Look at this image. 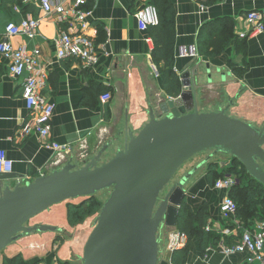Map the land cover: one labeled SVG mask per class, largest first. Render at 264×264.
Returning <instances> with one entry per match:
<instances>
[{
    "label": "crops",
    "instance_id": "1",
    "mask_svg": "<svg viewBox=\"0 0 264 264\" xmlns=\"http://www.w3.org/2000/svg\"><path fill=\"white\" fill-rule=\"evenodd\" d=\"M58 1L71 4L68 0ZM150 1L85 0V6L92 9L88 19L90 33L98 41L99 50L97 64L88 66L77 59L58 58L56 38L62 29L74 31L69 22H59L56 15L46 16L39 0H1L2 28L11 21L21 23L23 19H41L35 39L21 35L14 37L13 43L16 46L25 43L30 50L41 49V63L47 71L43 93L56 105L52 131L47 139L34 132L22 137L21 128L31 115L22 96L23 79L10 76L7 64L0 56V149L5 150L13 161L15 176L4 180L3 187L14 188L19 183L60 170L69 163L85 164L103 147L109 148L110 138L117 128L126 133L128 126L138 134L150 121V108L154 109L157 118L163 117L161 105L187 92L186 86L191 84L190 73L196 71L197 99L202 112L219 111L222 90L234 88L229 93L246 99H243L239 113L230 115L258 127L264 126V32L246 39L239 36L250 29L244 19L245 13L264 9V0H170L174 6L177 33L175 71L183 88L176 98L167 95L164 89L159 72L163 63L154 60L155 42L149 29L141 30L135 17L137 8ZM200 35H203V41L213 37L219 48L217 55L200 54ZM227 37L228 42L224 43ZM190 46L196 47L198 55L180 56V49ZM213 50H216L214 46L210 51ZM235 69L242 71V77ZM214 88L220 90L210 91ZM106 93L112 97L103 103L102 96ZM255 105L258 109H253ZM233 108L232 101L230 110ZM51 141L67 144L69 150H54L47 146ZM89 152L94 154L87 157ZM195 176L186 184L185 200L191 207L196 225L204 223L206 230L219 238L216 245L210 244L206 248L198 235L190 238L186 264H256L247 260V253L226 255L218 245L230 244V238L235 241L243 231L253 230L258 219H253L249 225L240 218L236 223L226 221L220 211L226 190L210 186L207 168L201 177ZM227 229L231 230L230 234L226 233ZM41 240L44 248V238ZM35 241L31 244L40 247ZM159 243L158 264H173L169 238L160 237ZM60 244L54 241L52 251L47 254L32 249L33 252L27 254L29 262L42 261L40 264H43L52 258L60 259L56 253Z\"/></svg>",
    "mask_w": 264,
    "mask_h": 264
},
{
    "label": "water",
    "instance_id": "2",
    "mask_svg": "<svg viewBox=\"0 0 264 264\" xmlns=\"http://www.w3.org/2000/svg\"><path fill=\"white\" fill-rule=\"evenodd\" d=\"M196 73H190L187 92L161 105L163 117L150 108V121L138 134L127 126L124 149L109 161L101 162L105 146L83 166L69 163L14 188L3 187L4 180L15 178L13 173L0 174V253L26 234L60 231L47 224L28 225L53 205L112 188L85 244L84 264H158L159 230L178 226L186 184L204 162L160 196L192 157L208 150L230 154L264 185V126L230 116L232 102L202 112Z\"/></svg>",
    "mask_w": 264,
    "mask_h": 264
},
{
    "label": "built area",
    "instance_id": "3",
    "mask_svg": "<svg viewBox=\"0 0 264 264\" xmlns=\"http://www.w3.org/2000/svg\"><path fill=\"white\" fill-rule=\"evenodd\" d=\"M70 6L58 0H39L42 10L46 16L56 15L59 22L67 21L73 26L74 31L60 30L56 38L57 55L59 59L73 58L84 62L88 66H94L99 60V50L96 39L91 35V25L89 17L92 9L86 10L85 0H68ZM1 2V0H0ZM138 27L141 30L158 25L159 11L156 5L145 3L137 8L135 12ZM245 21L250 25L247 32H242L239 36L243 39L252 38L264 32V9L253 10L245 13ZM41 19H23L21 23L11 21L3 28L0 14V56L7 64L9 75L14 78L23 79V98L31 115L21 128L22 137L34 132L41 138L47 139L52 131V120L56 105L43 93V87L47 76V71L41 63V49L36 47L30 50L27 44L14 45L13 38L25 36L30 40L36 38ZM198 51L196 47H182L180 56L196 57ZM111 94L102 96V102L107 103L111 99ZM48 147L57 151H68L69 145L60 144L55 141L47 143ZM13 161L8 153L0 149V174L11 173L13 171ZM237 177L227 174L224 178L216 182V187L226 190L227 195L222 199L220 211L226 220H233L236 223V213L238 206L236 201L229 195L232 187L236 185ZM208 230L209 227H207ZM227 229L226 233L230 234ZM189 236L186 232L177 227L171 229L169 234V249L174 252L187 247ZM226 255L236 253H247V260L250 263L264 264V219L258 220L253 230H245L242 235L232 244L220 243L218 245ZM43 264H64L58 258H52Z\"/></svg>",
    "mask_w": 264,
    "mask_h": 264
},
{
    "label": "trees",
    "instance_id": "4",
    "mask_svg": "<svg viewBox=\"0 0 264 264\" xmlns=\"http://www.w3.org/2000/svg\"><path fill=\"white\" fill-rule=\"evenodd\" d=\"M150 3L157 6L159 11V23L156 26L149 28V33L154 39L155 48L153 51L154 60L159 63H163V66H159V72L164 81V89L167 95L171 97H178L182 93L181 80L175 71V49H176V26H175V12L173 3L170 0H151ZM86 10L91 9L90 6H84ZM213 38V37H212ZM210 41H203V35H200L199 52L202 55L215 56L219 50L217 44ZM228 37L224 41L227 43ZM98 43V41H96ZM214 46L213 51L210 49ZM218 48V49H217ZM239 77H242V71L239 69L234 70ZM233 165L230 166V170L233 171L237 180L240 181L239 185L236 183L229 193V195L236 201L238 210L236 213V219L240 218L246 225H249L253 219H264V185L253 179L247 172L245 167L238 159L233 158ZM240 166V167H238ZM234 168V170H233ZM221 170L218 169L217 164L212 162L207 169V176L210 186H215L219 178H215L220 174ZM242 194L244 192V200L241 202V195L238 189H241ZM241 205H239V203ZM102 208L101 203L96 198V195L87 197L81 202H69L68 204V226L70 228L76 227L80 222L86 219L88 216L96 215ZM232 222L233 220H229ZM250 221V222H249ZM253 224V223H252ZM177 228L188 234L189 240L194 235H198L203 248L208 247L210 244L216 245L217 236L211 234L206 230V225L197 224L194 220V215L190 205L184 200L178 218ZM241 235V234H240ZM229 239V238H228ZM235 240V239H234ZM232 241V242H231ZM237 241L229 239V243L232 244ZM190 242V241H189ZM189 243L187 247L183 249L175 250L172 253L173 264H186L188 258ZM42 261L29 262V258L22 252L17 251L12 255L5 254L3 256V264H40ZM65 264V263H64ZM67 264V263H66Z\"/></svg>",
    "mask_w": 264,
    "mask_h": 264
},
{
    "label": "rangeland",
    "instance_id": "5",
    "mask_svg": "<svg viewBox=\"0 0 264 264\" xmlns=\"http://www.w3.org/2000/svg\"><path fill=\"white\" fill-rule=\"evenodd\" d=\"M211 80H212V75H211ZM224 88H226V87H224ZM221 89H223V88H221ZM213 90L218 91L220 89L214 88L210 91H213ZM231 90H234V88H230V89L226 88L225 90H222L223 92L221 94V98L219 97L220 98V102H219L220 105L218 107H221V109L225 108L227 105H229V101L232 99L233 105L235 106V108H233L231 111L230 110L231 107H230L228 113H229V115L233 114V116H234L235 114L239 113L238 111L241 109L243 99H246V97L245 96H239V95L234 96L233 93H229V91H231ZM237 90L238 89L236 88L235 91H237ZM230 94H232V95H230ZM253 109H258V107L255 105L253 107ZM139 131L140 130L138 129L137 132H139ZM110 140L111 141H110L109 148L103 154V158L101 161L102 163L107 162L112 157H114L118 150L124 149V147H125V130L117 128V130L112 135ZM93 154H94V152H89L87 157H91ZM203 161H204V163H203ZM210 161H213L214 163H216L218 169L221 170L220 174L216 175L215 178L221 179V178H224L227 174L234 175V173H232L233 171L230 170V168H231L230 166H232V167L235 166V165H233V163H234L233 157L230 154L221 153V152L215 153L212 150L201 152V153L195 155L194 157H192L189 161H187L182 166V168L179 170V172L174 177L173 181L166 187V189L161 194L160 200L165 197L166 193L172 187V185L175 182L180 180L183 173L185 171H187V169H189L192 166H193L192 167V169H193L194 166L195 167L197 166V164L203 163V165L200 167L198 172L194 174V176L196 175L195 177H198L199 175L201 177L205 173L206 168H207V164ZM83 165L84 164L82 162H80L78 164V166H83ZM238 167H240V166H238ZM233 170H234V168H233ZM237 183L239 185L240 181ZM240 188L241 189H238L236 191H239V193L241 195V200H242L241 202H243L245 196H244V192L242 194V189H243L242 186ZM111 192H112V188H108V189L102 190L96 194V198L99 200V202L101 203L102 206L104 205V203L109 198ZM84 199H86V198H75L72 200H66V201L60 202L58 204L53 205L52 207H50L48 210L44 211L40 215L31 219L29 221L28 225H34L37 222H44V224L56 226L57 228H59L61 230L60 231L58 230L56 232H53V231L52 232H42V233L36 232V233L24 235V237H22L20 240H18L16 242H14L13 244H11L8 248H6L4 251H2L0 253V263H1L3 256L5 254L12 255V254L16 253L17 250H22L23 253L27 257H28L27 254L29 252H33L32 249H35L34 250L35 252H41V253L47 254L48 252L52 251L54 241H58L61 244H60V247L58 249H56L57 250L56 253H58V256H60V260L63 263H65V264L66 263L67 264H84V262H83L84 247H85V244H86L91 232L93 231V229L96 225L97 217L99 216L100 212H98L96 215L88 216L86 219H84L82 222H80L74 228H70L68 226V222H67L69 202L78 203V202L83 201ZM238 203H239V205H241L240 202H238ZM172 228L173 227L168 226V225L162 226L159 230V234H158L159 238L160 237L161 238L162 237H168L169 238V234H170V231ZM43 238L45 241L44 248L42 247V243H41V241H42L41 239H43ZM55 238H56V240H55ZM33 240L38 241L40 243V247H38L37 244H36L37 247L35 245L33 246L31 244V242ZM36 241H35V243H36ZM33 247H35V248H33ZM50 256L52 257V255H50ZM256 264H258V263H256Z\"/></svg>",
    "mask_w": 264,
    "mask_h": 264
},
{
    "label": "flooded vegetation",
    "instance_id": "6",
    "mask_svg": "<svg viewBox=\"0 0 264 264\" xmlns=\"http://www.w3.org/2000/svg\"><path fill=\"white\" fill-rule=\"evenodd\" d=\"M230 102H232V99L230 100ZM204 162V161H203ZM213 161H210L208 164H207V169H208V166L210 163H212Z\"/></svg>",
    "mask_w": 264,
    "mask_h": 264
}]
</instances>
